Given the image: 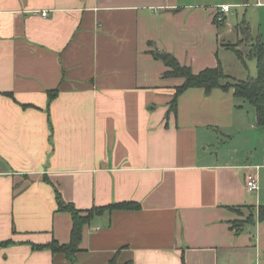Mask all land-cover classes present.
Returning a JSON list of instances; mask_svg holds the SVG:
<instances>
[{
  "label": "crops",
  "instance_id": "0c3cea01",
  "mask_svg": "<svg viewBox=\"0 0 264 264\" xmlns=\"http://www.w3.org/2000/svg\"><path fill=\"white\" fill-rule=\"evenodd\" d=\"M248 7L264 0H0V264H69L31 246L70 240L55 191L78 210L141 205L85 225L75 264H264V222L233 227L264 205V128L232 88L188 89L167 114L184 80L156 56L228 73L224 37L253 35L231 9Z\"/></svg>",
  "mask_w": 264,
  "mask_h": 264
},
{
  "label": "trees",
  "instance_id": "16d2710c",
  "mask_svg": "<svg viewBox=\"0 0 264 264\" xmlns=\"http://www.w3.org/2000/svg\"><path fill=\"white\" fill-rule=\"evenodd\" d=\"M244 26L246 27L245 30L249 31L248 25L245 24ZM226 47L233 51L237 58L245 65V56L235 46L226 45ZM246 58L255 61L256 76L233 81L224 73L220 64L215 68H206L198 73H194L190 67L181 65L173 56L166 55L164 63L168 70L164 76L177 77L184 80L175 89L167 114L170 112L176 114L178 98L188 89L200 88L206 94H209L214 89L228 90L232 88L233 95L237 100L246 101L253 106L256 123L259 127L264 128V42L258 39L257 44L254 48L251 47L249 56H246ZM223 80L227 81L223 82ZM55 202L57 212L68 213L71 216L72 227L69 242L67 244H60L52 240L47 244H31V246L33 250H49L52 254L61 253L66 257L69 264H75L74 258L76 253L80 251L84 226L89 224L95 217L114 211H138L141 209V205L136 202H119L102 207H93L88 210H78L71 203L65 202L57 191H55ZM239 208H245L248 214L243 221L233 222V227L237 230L245 223L253 222L255 216H257L260 222H264V205H259L257 208L251 206ZM11 243L12 241L10 240L0 242V247L8 246ZM108 264L117 263L113 259Z\"/></svg>",
  "mask_w": 264,
  "mask_h": 264
},
{
  "label": "rangeland",
  "instance_id": "374dc122",
  "mask_svg": "<svg viewBox=\"0 0 264 264\" xmlns=\"http://www.w3.org/2000/svg\"><path fill=\"white\" fill-rule=\"evenodd\" d=\"M259 11L261 14H259ZM231 13H233V30L234 34L236 31L237 24L245 19L250 21L251 24V29L253 32V35L256 34L257 29H258V24H261V26L264 28V8H254V7H248V8H232ZM218 23H222V21H219L217 19ZM242 23V24H241ZM238 24V27L242 31L241 36L239 37V40L236 39L233 35L231 37H224L223 43L227 46H235L238 50L242 53L243 56H245V60L247 61L248 68H242L240 66L241 63H239L238 58L236 54L231 51V50H223L220 52V59L224 62L225 66L228 69V73L226 72L225 74H228V76L231 78L233 81L237 80H244L249 77H255L256 76V66H255V61L251 59H247L246 56H249V52L251 47L254 48V46L257 44V39H254V36L249 34L248 30H245V23L241 22ZM240 31V32H241ZM233 78V79H232ZM227 80H223V82H226ZM229 81V80H228ZM248 107H252L249 109H254L251 104L246 102ZM250 111V110H248ZM243 135H246V133H241L240 136L237 135L235 139L232 141L228 138L225 137L224 135L220 137L219 144L216 143L215 147L219 148L220 151H223L225 149H229V147L233 146V144L236 146L239 145L238 147H244V144L246 145V141L250 139V137H242ZM203 148V147H201ZM245 150V148H242ZM242 156V153H241ZM248 156V155H247ZM239 214L241 216H247L248 211L246 209L239 210Z\"/></svg>",
  "mask_w": 264,
  "mask_h": 264
},
{
  "label": "built area",
  "instance_id": "2783aa9c",
  "mask_svg": "<svg viewBox=\"0 0 264 264\" xmlns=\"http://www.w3.org/2000/svg\"><path fill=\"white\" fill-rule=\"evenodd\" d=\"M228 10H229V6L228 5L222 6V11L226 12ZM41 15L43 17H45L47 15V13L46 12H42ZM218 20L222 21L223 19L219 17ZM246 188H247L248 191L257 190L258 186H257V178H256V176H254L252 174L247 175V177H246Z\"/></svg>",
  "mask_w": 264,
  "mask_h": 264
},
{
  "label": "water",
  "instance_id": "95a60500",
  "mask_svg": "<svg viewBox=\"0 0 264 264\" xmlns=\"http://www.w3.org/2000/svg\"><path fill=\"white\" fill-rule=\"evenodd\" d=\"M156 56L159 57V58L162 59V60L165 59V55L162 54V53H157Z\"/></svg>",
  "mask_w": 264,
  "mask_h": 264
}]
</instances>
